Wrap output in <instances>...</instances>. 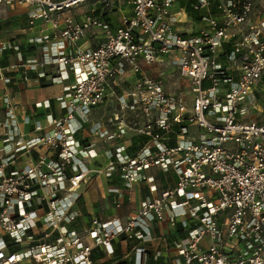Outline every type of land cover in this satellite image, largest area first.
I'll return each mask as SVG.
<instances>
[{
	"label": "built area",
	"instance_id": "1",
	"mask_svg": "<svg viewBox=\"0 0 264 264\" xmlns=\"http://www.w3.org/2000/svg\"><path fill=\"white\" fill-rule=\"evenodd\" d=\"M126 1L133 13L113 29L94 11L81 20L61 18L63 10L94 0H0L30 7V25L43 20L47 29L37 39L44 56L0 67L4 82L11 81L4 69H22L26 77L52 65L54 82L73 74L57 96L63 113L47 115L48 131L37 119L42 133L27 135L21 122L30 116L18 117L9 92L0 99V264H95L96 248L112 254L114 243L144 240L163 221L184 231L174 241L176 260L165 264H264V117L248 115L258 97L264 104L257 87L264 76L261 0H186L205 22L193 33L176 26L180 0ZM92 28H102L105 40L76 46ZM8 48L20 49L1 47ZM164 59L176 71L145 70ZM129 72L133 81L122 86ZM176 74L188 82L190 102L170 88ZM109 99L115 109L93 123L94 110ZM90 122L109 144L104 166L88 163L97 154L81 137ZM129 132L141 139L128 142ZM153 167L172 171L174 185L158 191L151 184L125 222L91 218L84 233L91 241L74 227L91 174H117L130 191L154 180L147 175ZM110 191L122 193L117 186ZM122 204L119 198L116 205ZM134 250L133 264H146V249Z\"/></svg>",
	"mask_w": 264,
	"mask_h": 264
},
{
	"label": "crops",
	"instance_id": "2",
	"mask_svg": "<svg viewBox=\"0 0 264 264\" xmlns=\"http://www.w3.org/2000/svg\"><path fill=\"white\" fill-rule=\"evenodd\" d=\"M112 1L115 0H94L92 4L82 3L63 10L61 18L71 15L75 19L81 20L86 12L94 11L95 14L103 16L114 29L121 25L124 17L131 16L133 12L131 5L126 0H116L119 4L115 5L114 8L111 7ZM184 1L180 0L173 8V11L179 17H182L179 19L180 21H187L188 19ZM30 13V7L0 4V67L19 63L22 58L37 57L41 59L44 56L43 46L37 39L47 32L46 25L43 20H37L36 24L30 25ZM60 26H63V22ZM181 27L182 29L180 26L178 28L182 31H187L183 24ZM56 35L58 34L53 33L55 40H57ZM104 40V30L102 28H92L76 46L81 48L96 47ZM4 44L19 45L20 49H1ZM76 46L72 44L70 48L75 49ZM170 69L176 70L174 66ZM145 70L150 74L157 73V71L153 70V66L145 67ZM23 72L22 69L14 71L4 69L3 73L11 76V81L7 84L2 79L0 72V99H2L1 97L5 92H9L13 100L18 104L16 109L18 117L21 118L24 114L30 116L31 120L29 122H21V128L27 135L42 133V131L35 130V121L37 119L47 126L45 131H48L47 115L50 113L53 115L63 113L64 110L61 109L57 96L63 93L66 85L73 82V74L70 72L68 79L54 82L52 81V76L57 73L54 66L29 70L26 77ZM127 74L126 81L122 86H128L133 81L134 75L130 72ZM44 101L50 103L48 109L38 105ZM2 105L0 100V107ZM113 105L116 106V101ZM1 111L4 112V110ZM112 111H108V114L98 117L99 108L94 110L91 116L93 123L96 120H105L106 116L111 114ZM91 124V122L86 124V128L81 133L85 143L91 145L97 153L96 156L88 160V163L91 166H104L108 158L105 150L109 147V144L99 135L91 132ZM139 138L129 132L126 139H128V142L135 143ZM32 155V157L37 156L36 152H33ZM147 175L153 177L154 180L152 182L141 181L135 184L133 189L127 191L123 188L122 181L117 174L113 178H109L105 174H91V180L84 186L82 196L75 205L79 214L73 224L74 227L85 236L86 240L91 241L84 234L91 218L98 217L101 220L119 218L125 222L129 216L137 211L141 200L151 193V184L155 183L159 191L162 188L174 185L176 181L175 174L172 171L165 172L158 167L149 169ZM112 186L121 187L122 193L120 196L110 191ZM119 198L123 201L121 206L116 205V201ZM181 234H184V231L180 226H170L166 221L158 224L153 223L151 234L144 240H122V242L114 243L115 251L112 254L96 248L93 253L94 261L95 264H116L122 261L124 264L136 263L139 254L136 255L134 246L139 245L146 249L142 256L144 263L165 264L176 260L174 241L183 237Z\"/></svg>",
	"mask_w": 264,
	"mask_h": 264
},
{
	"label": "rangeland",
	"instance_id": "3",
	"mask_svg": "<svg viewBox=\"0 0 264 264\" xmlns=\"http://www.w3.org/2000/svg\"><path fill=\"white\" fill-rule=\"evenodd\" d=\"M118 4H119L118 1H116V0L112 1L111 7L114 8L115 5H118ZM256 10H257L256 11L257 13H260L262 10H264V0L260 1L259 5L256 7ZM176 16L178 19L182 18V17H179L178 14ZM187 17H188L187 21H176V23H177L176 26L179 25L180 28L182 29L181 26L183 24L185 26V28H187L188 32L193 33V32H196V30L197 31L200 30L205 25L204 21L200 22V21L194 20L189 15H187ZM243 31H244V29H243ZM172 67H173V64L170 61L165 60V59L163 61H158L155 64H153V70L157 71V73H159L163 70L170 69ZM176 76L177 77H176L175 81L171 82L169 84L170 88L173 91H175L181 95H184L185 98H187V101L189 100L188 102H190V100H192V94L193 93L190 90H188V87H189L188 82L184 81L182 78H180L178 76V74H176ZM257 87L260 91L264 90V76H263V79L259 82ZM259 94H260V96H262L263 91H261ZM258 102H259V104L254 109H251L248 113L250 119H261L264 117V104L261 101V97L260 98L258 97ZM114 103H115L114 99H109L103 106H101V108H99V113L97 114L98 117H100L104 114H108V111L110 112V111L114 110V107H115V105H113Z\"/></svg>",
	"mask_w": 264,
	"mask_h": 264
},
{
	"label": "trees",
	"instance_id": "4",
	"mask_svg": "<svg viewBox=\"0 0 264 264\" xmlns=\"http://www.w3.org/2000/svg\"><path fill=\"white\" fill-rule=\"evenodd\" d=\"M186 1V0H185ZM184 1V5H185V7H186V11H187V13H188V15L191 17V18H193L194 20H199L200 18H201V14L199 13V12H197V11H195V10H193V8H192V6H191V4H190V2H188V1H186L185 2ZM183 3V2H182ZM140 139H138V141H139ZM181 231V230H180ZM181 235H183L184 236V234H181ZM124 264V262L122 261V262H120L119 264ZM150 264V263H149Z\"/></svg>",
	"mask_w": 264,
	"mask_h": 264
}]
</instances>
